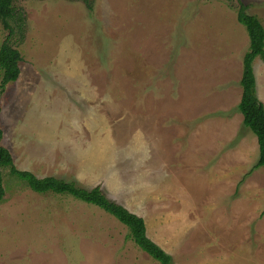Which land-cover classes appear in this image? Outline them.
Returning <instances> with one entry per match:
<instances>
[{
    "label": "rangeland",
    "instance_id": "1",
    "mask_svg": "<svg viewBox=\"0 0 264 264\" xmlns=\"http://www.w3.org/2000/svg\"><path fill=\"white\" fill-rule=\"evenodd\" d=\"M237 5L236 0H232ZM264 26V0H242ZM14 0V165L141 216L172 264H264V167L237 109L249 38L221 0ZM0 23V43L5 38ZM264 105V61H253ZM1 78V69H0ZM0 264H160L101 208L2 169Z\"/></svg>",
    "mask_w": 264,
    "mask_h": 264
},
{
    "label": "trees",
    "instance_id": "2",
    "mask_svg": "<svg viewBox=\"0 0 264 264\" xmlns=\"http://www.w3.org/2000/svg\"><path fill=\"white\" fill-rule=\"evenodd\" d=\"M91 8V0H80ZM236 11V19L241 23L249 38L248 50L243 54L242 73L239 80L241 96L237 104L242 114V124L248 127L257 137L258 157L255 167H264V105L256 93V79L253 61L259 57L264 61V26L259 18L248 12V5L242 0H221ZM14 0H0V23L5 31V38L0 43V92L8 83L14 82L19 76V62L22 59L20 51L13 45L11 38L23 31L24 16L13 5ZM1 112V105H0ZM3 131L0 127V141ZM8 168L9 174L24 181L27 186L38 193L68 194L86 203L93 204L115 217L129 229V237L151 258L160 264H172L170 255L151 240L146 234L144 219L128 210L122 204L108 198L99 185L90 188L77 186L73 181H67L55 176L37 177L28 170L18 169L9 150L0 144V202L4 198L2 169Z\"/></svg>",
    "mask_w": 264,
    "mask_h": 264
}]
</instances>
